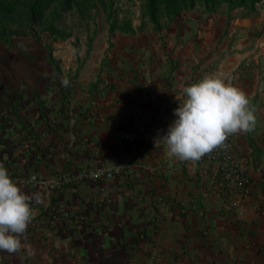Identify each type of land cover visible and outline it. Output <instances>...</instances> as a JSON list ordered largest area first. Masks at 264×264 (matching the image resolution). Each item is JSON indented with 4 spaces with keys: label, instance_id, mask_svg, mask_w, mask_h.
<instances>
[{
    "label": "crops",
    "instance_id": "0c3cea01",
    "mask_svg": "<svg viewBox=\"0 0 264 264\" xmlns=\"http://www.w3.org/2000/svg\"><path fill=\"white\" fill-rule=\"evenodd\" d=\"M239 6L227 0L208 15L181 62L152 58L132 76L68 80L42 55L13 60L0 76V164L42 199L22 250L0 251V264H264V0ZM216 74L256 109L255 130L231 137L246 191L226 186L207 156L181 161L156 147L177 119L181 86ZM104 167L121 170L54 185Z\"/></svg>",
    "mask_w": 264,
    "mask_h": 264
},
{
    "label": "rangeland",
    "instance_id": "374dc122",
    "mask_svg": "<svg viewBox=\"0 0 264 264\" xmlns=\"http://www.w3.org/2000/svg\"><path fill=\"white\" fill-rule=\"evenodd\" d=\"M4 1L12 3L3 19L14 32L8 41L0 39V76L11 72L14 59L19 61L30 53L42 55L45 62L52 57L58 67L57 78L77 80L89 76L96 79L95 83L117 77L113 72L121 68L118 75L132 76L139 70V63L152 58L181 62L188 39L198 25H207L208 15L227 4V0L209 3L196 0L183 14L164 15L153 22L146 14L145 0H103L105 4L99 0H55L46 6L44 15L33 23L30 32L29 0ZM228 1L237 6L235 12L240 11L239 4L247 3V0ZM111 22L115 23L113 30ZM188 23L194 29L190 36L185 26ZM124 35H130V39L126 40ZM208 57L209 54L203 56L204 68ZM94 65L99 67L97 71H93Z\"/></svg>",
    "mask_w": 264,
    "mask_h": 264
},
{
    "label": "clouds",
    "instance_id": "9594fccd",
    "mask_svg": "<svg viewBox=\"0 0 264 264\" xmlns=\"http://www.w3.org/2000/svg\"><path fill=\"white\" fill-rule=\"evenodd\" d=\"M175 98L179 102L174 110L177 119L156 141V147L165 145L170 157L195 163L226 148L230 137L255 130L256 109L227 74L209 75L181 86V94ZM41 199L39 193L22 191L0 164V251L15 254L22 250V237L35 217L32 201Z\"/></svg>",
    "mask_w": 264,
    "mask_h": 264
},
{
    "label": "built area",
    "instance_id": "2783aa9c",
    "mask_svg": "<svg viewBox=\"0 0 264 264\" xmlns=\"http://www.w3.org/2000/svg\"><path fill=\"white\" fill-rule=\"evenodd\" d=\"M210 160L218 162L219 164V174L221 176L222 182L226 186L236 188L238 190L246 191L250 185V178L247 172V166L244 160H242L237 154L236 150L232 145L231 137L227 141V147L223 149H217L210 155H206ZM130 167V164L127 163ZM121 169H109V168H99L93 170L91 168L82 169L76 177L63 176L54 185H59L63 183H68L77 178L81 181L87 180H98V179H111L115 174ZM36 177L35 181L38 180Z\"/></svg>",
    "mask_w": 264,
    "mask_h": 264
},
{
    "label": "trees",
    "instance_id": "16d2710c",
    "mask_svg": "<svg viewBox=\"0 0 264 264\" xmlns=\"http://www.w3.org/2000/svg\"><path fill=\"white\" fill-rule=\"evenodd\" d=\"M55 0H29L27 6V17H28V31L33 30V23L37 22L42 15H44L46 6L51 4ZM104 3L103 0H99ZM210 0H205L209 3ZM196 0H145L146 14L151 18L153 22H157L161 16L173 15L179 16L183 14L187 9L193 7ZM105 4V3H104ZM12 3L0 0V24L3 29L0 30V39L8 41L14 29H10L9 25H6L3 19L4 14H7L11 10ZM95 6V4H94ZM115 27V23L111 22V29ZM50 61H55L50 57Z\"/></svg>",
    "mask_w": 264,
    "mask_h": 264
}]
</instances>
